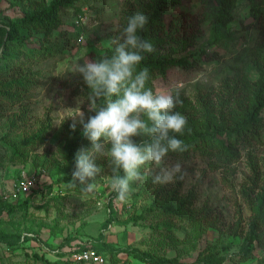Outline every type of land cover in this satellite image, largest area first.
Here are the masks:
<instances>
[{
    "label": "rangeland",
    "instance_id": "rangeland-1",
    "mask_svg": "<svg viewBox=\"0 0 264 264\" xmlns=\"http://www.w3.org/2000/svg\"><path fill=\"white\" fill-rule=\"evenodd\" d=\"M50 1L0 0V35ZM254 1L264 14V0ZM155 2L74 0L58 10L55 26L17 29L20 46L9 49L17 60H0V195L22 175L34 181L28 199L20 197V204L0 215V230L19 235L14 245L0 243V264H74L66 255L91 245L102 247L107 260L111 251L138 249L183 264H264V110L246 122L264 68V36L248 12L249 0L235 1L232 20L217 34L208 0L168 2L161 8L162 32L143 34L156 49L144 54L145 61L186 59L185 66L165 67L163 74L150 71L146 88L179 96L175 110L187 125L178 138L187 151L142 166V179L130 183L124 202L111 189L107 150L95 161L101 173L94 193L66 186L75 169L69 167L67 147L83 130L78 122L71 129L73 118L79 110L85 121L95 114L77 65L110 57L111 41L129 17L137 11L150 17ZM83 13L87 21L75 27L74 18ZM197 48L217 56L197 60L190 55ZM8 79L19 81L9 100L2 93ZM37 135L17 145L19 155H13V145ZM80 148L90 150V141L80 142L74 155ZM177 162L181 172L154 183L155 175Z\"/></svg>",
    "mask_w": 264,
    "mask_h": 264
},
{
    "label": "clouds",
    "instance_id": "clouds-1",
    "mask_svg": "<svg viewBox=\"0 0 264 264\" xmlns=\"http://www.w3.org/2000/svg\"><path fill=\"white\" fill-rule=\"evenodd\" d=\"M149 19L137 11L129 17L122 34L111 41L114 52L110 57L88 59L77 65L78 74L90 89L89 110L95 114L85 121L84 112L79 110L73 118L71 129L80 123L91 149L80 148L76 152L75 169L67 187L78 184L83 193H94V181L101 173L95 161L107 150L113 173L111 189L116 199L124 202L131 194L130 183L142 179V166L150 162L161 164L169 152L187 151V145L178 138L187 125V118L175 110L182 103L179 96L146 88L150 75L147 66L136 71L144 54L156 50L152 41L142 35ZM104 98L106 102L98 106ZM137 136L148 140L137 143L133 140ZM181 168L177 162L171 171L155 175L154 183L172 179Z\"/></svg>",
    "mask_w": 264,
    "mask_h": 264
},
{
    "label": "trees",
    "instance_id": "trees-1",
    "mask_svg": "<svg viewBox=\"0 0 264 264\" xmlns=\"http://www.w3.org/2000/svg\"><path fill=\"white\" fill-rule=\"evenodd\" d=\"M74 0H52L48 3V5H42L36 9H33L32 13L30 15H26L22 19H18L9 29L8 31L2 33L5 35L4 38H2V34L0 35V60H4L7 62L12 63L11 61L14 59L17 60L15 57L12 56L11 53H9V49H15L17 46L20 45L16 44V38L18 36L17 29L23 28V27H39V28H46L49 26H55L57 24V12L60 8H66L70 5V3ZM175 0H156L155 7L153 9V14L149 17V23L146 25L145 30L143 31L142 35L146 32H149L148 34H154L158 32H162L164 28V24L161 19V8L165 6L168 2L172 3ZM236 0H208L209 3V9L211 14V26L212 31L214 34L219 33L221 30L225 29L227 24L232 20L231 11L233 9L234 3ZM250 6H249V14L252 17V19L255 22L256 29L258 32L261 33L262 36H264V14H262L258 9V3L254 0H249ZM38 29V28H37ZM144 36V35H143ZM31 53V51H29ZM191 56L196 55L197 60H203V58H212L217 56L216 51H211L210 55H207L205 51H203L201 48H197L194 52L190 53ZM239 59V56H234L233 61H237ZM211 60V59H208ZM262 62L264 63V59H262ZM13 64V63H12ZM186 65V59L182 58H162L157 60H144L141 62V64L137 67L136 71L138 72L145 66L149 68L150 71L156 70L160 74L164 73L165 67H173V66H185ZM7 64L3 63V68L5 69ZM19 81L17 79L12 80H3L2 86L4 88V91L2 93L5 95L4 97L9 100L11 99V94H9V90L12 85L16 87L18 86ZM149 83V80L146 82ZM105 99H101L98 101V106H102L105 103ZM264 110V68L259 72L257 84L255 86V94L253 96V104L251 107V112L247 113L246 115V122H254V117L258 115L260 110ZM38 137L34 136L30 139L22 140L20 143L15 144L12 146L13 148V155L16 154V156L19 155V152H17L16 147L19 146H25V144H29L34 139ZM87 139L83 136V130L80 132V137L76 141H74L71 145L67 147V159L69 163L70 169H74L75 165V155H74V148H76L80 142H84ZM222 149H228L226 147H223L220 145ZM212 148V146L210 147ZM222 152L217 151L216 154H221ZM20 157V156H19ZM17 157V158H19ZM122 175V173H120ZM33 192V191H31ZM31 194V193H30ZM29 194V195H30ZM29 195H27L28 199ZM19 199L8 202L4 201L0 204V215L3 212H10L13 209V206L20 204L18 202ZM168 205L164 204L161 206V209H167ZM19 239V235L15 234H9L8 232L4 230H0V243L5 244L6 246H11L17 243ZM92 249L105 257L106 253L102 249V247H97V245H91L90 247H80L78 249ZM125 255L132 257V259H136L144 264H183V263H176L175 261L164 257L163 255H157L155 252L144 250L139 251L138 249L134 250H126L124 252ZM118 251H111L109 254V259L107 260L108 264H118L121 262V260H125L127 257L124 255V257H121L122 254ZM120 254V255H119ZM33 258L39 259L42 261L41 257H36L35 254H33ZM107 259V258H106ZM264 260V259H263ZM109 261V262H108ZM47 264V261H44ZM76 264V263H74ZM262 264V263H258Z\"/></svg>",
    "mask_w": 264,
    "mask_h": 264
},
{
    "label": "built area",
    "instance_id": "built-area-1",
    "mask_svg": "<svg viewBox=\"0 0 264 264\" xmlns=\"http://www.w3.org/2000/svg\"><path fill=\"white\" fill-rule=\"evenodd\" d=\"M87 21L86 16L81 14L80 16L77 15L74 20L73 24L75 27H82L85 22ZM33 181L32 177L25 178L23 175L19 177L17 182L12 186L10 191L4 195H0V204L4 201L13 202L20 197L27 196L31 193L33 188ZM66 260L76 264H108L106 257H103L96 251L86 248V249H73L71 250L65 257ZM118 264H144L136 259L126 258L124 261L121 260Z\"/></svg>",
    "mask_w": 264,
    "mask_h": 264
}]
</instances>
